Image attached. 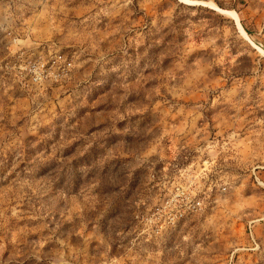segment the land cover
<instances>
[{"label":"rangeland","instance_id":"obj_1","mask_svg":"<svg viewBox=\"0 0 264 264\" xmlns=\"http://www.w3.org/2000/svg\"><path fill=\"white\" fill-rule=\"evenodd\" d=\"M0 264H264V0H0Z\"/></svg>","mask_w":264,"mask_h":264},{"label":"built area","instance_id":"obj_2","mask_svg":"<svg viewBox=\"0 0 264 264\" xmlns=\"http://www.w3.org/2000/svg\"><path fill=\"white\" fill-rule=\"evenodd\" d=\"M51 61V62H50ZM71 62L62 55H55L50 60L28 61L25 69L30 76L31 80L35 83L46 80L51 74L59 69L62 71L69 70ZM189 187L177 186L173 192V196L165 199V201L156 206L152 212L149 222L153 225V231L155 233L161 232V230L168 229L175 225V222L183 218L182 214L185 210L190 213H196L203 207L201 198H190ZM174 203H179L180 206H184V211L178 213L173 211Z\"/></svg>","mask_w":264,"mask_h":264},{"label":"bare ground","instance_id":"obj_3","mask_svg":"<svg viewBox=\"0 0 264 264\" xmlns=\"http://www.w3.org/2000/svg\"><path fill=\"white\" fill-rule=\"evenodd\" d=\"M241 29V28H240ZM242 31V30H241ZM244 33V32H243Z\"/></svg>","mask_w":264,"mask_h":264}]
</instances>
